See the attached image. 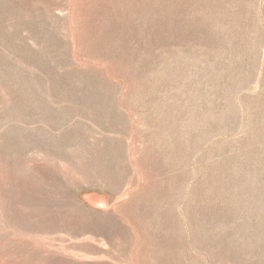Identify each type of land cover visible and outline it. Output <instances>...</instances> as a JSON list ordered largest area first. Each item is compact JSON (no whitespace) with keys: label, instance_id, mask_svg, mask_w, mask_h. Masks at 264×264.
<instances>
[{"label":"rangeland","instance_id":"obj_1","mask_svg":"<svg viewBox=\"0 0 264 264\" xmlns=\"http://www.w3.org/2000/svg\"><path fill=\"white\" fill-rule=\"evenodd\" d=\"M0 264H264V0H0Z\"/></svg>","mask_w":264,"mask_h":264}]
</instances>
